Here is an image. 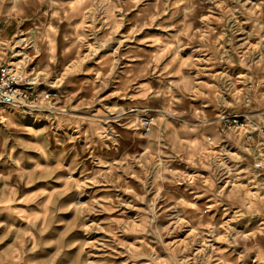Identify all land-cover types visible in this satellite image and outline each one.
I'll return each instance as SVG.
<instances>
[{
  "label": "clouds",
  "instance_id": "1",
  "mask_svg": "<svg viewBox=\"0 0 264 264\" xmlns=\"http://www.w3.org/2000/svg\"><path fill=\"white\" fill-rule=\"evenodd\" d=\"M133 9H140L144 24L116 40L123 17ZM167 13L179 17L175 34L165 29L169 35L151 41L156 51L144 65L117 80L125 41ZM29 20L30 27L20 33ZM65 21L72 30L64 36L66 58L74 40L88 46L86 37L98 31L97 24L109 35L87 59L109 43L117 45L101 62L102 74L90 82L89 96L82 101H77L79 91L60 90L70 75L83 71V58L52 79L56 40ZM0 23L5 25L0 30V113L17 112L70 130L65 145L79 153L80 141L86 153H93V164L103 165L105 150L120 154L118 165H104L108 171H95L91 179L70 180L66 191L74 190L79 198L84 189L107 182L133 197L88 204L78 199L72 205L85 236L103 232L110 238L77 241L79 251L69 264H111L114 257H122L121 264H264V0H0ZM13 26L26 38L4 34ZM13 57L22 59L12 63ZM37 58L42 67L27 71ZM109 84H116L117 91L104 97ZM112 98L115 102H106ZM0 123H8L2 114ZM21 147L48 158L46 145ZM12 163L19 176L31 178L22 159ZM128 176L139 182L138 188L127 183ZM175 185H187L186 196L173 195ZM20 203L14 193L0 199V213L27 219L14 206ZM120 207L136 215L129 218L125 212V218L103 226L88 222L89 214ZM213 210L223 211L225 219L211 215ZM246 224L256 225L255 230L248 231ZM31 227L40 231L34 218ZM67 234L54 241L58 251L44 264H54L65 248L76 246L63 243ZM9 235L16 238L0 249V264H37L29 253L41 245L32 232L9 229L0 244ZM125 235L136 239L129 243L122 239ZM87 249H97L99 255Z\"/></svg>",
  "mask_w": 264,
  "mask_h": 264
},
{
  "label": "rangeland",
  "instance_id": "2",
  "mask_svg": "<svg viewBox=\"0 0 264 264\" xmlns=\"http://www.w3.org/2000/svg\"><path fill=\"white\" fill-rule=\"evenodd\" d=\"M145 3L154 4L155 0H145ZM206 7H211L207 5ZM144 8V5H140V9ZM140 9H133L127 12V15L123 17V23L119 27L116 40H124L125 37L131 34L134 27L144 24V17L141 15ZM207 13L205 12V15ZM179 17L172 18L171 13H167L160 19H157L154 24L143 26L142 30L135 34L133 39L126 40L123 47L120 48L119 55L121 57L120 66L117 69L119 75L117 80H121L127 75H131L133 70L138 71L146 62L147 58L156 51V47L153 46L151 41L154 38H162L169 35V32L165 29H171V33L175 34V28L173 25L178 22ZM163 21V26L162 25ZM30 27V20L26 21L20 26V33L25 32ZM63 29V26L60 27ZM98 31L92 35L86 37L87 47H80V40H74L73 50L75 51L74 58L67 60L61 51L57 50L58 62L54 67V74L52 79H55V73H65L72 69L77 58H83V71L76 72L68 77L69 84L65 85V89L60 91H79L80 95L77 97V101H82L89 96L90 82L98 81L102 74L101 62L105 57H110L115 51L117 45L112 42L106 47L101 49L97 55L92 59L87 57L92 53L96 43L103 42L109 35V31L97 24ZM5 25L0 23V30H4ZM70 32L61 33L57 37L58 43H63V48L69 47L64 39L65 35L71 34ZM9 38L15 36L16 39L26 38L17 33L15 26L8 28L5 33ZM241 40V37L237 38ZM142 41H147L144 43ZM62 48V51H63ZM21 49L17 48V52ZM187 55V52L185 53ZM22 59L21 57H13L12 60L17 62ZM42 67L40 58L32 61L27 71H35ZM127 74V75H126ZM205 82H208V78H203ZM54 93L58 90L50 89ZM117 91L116 84H109L108 88L101 93L104 97H110L112 93ZM106 102H115V98L106 100ZM2 107V106H0ZM4 115L5 120L8 123H0V199H7L15 194L17 200L23 201V203L14 205L15 207L22 209L28 214V218L24 219L18 215H12L8 213H0V236H4L9 229H19L27 233L32 232L41 245L35 252L29 253L36 261L37 264H44V262H51L52 257L55 256L58 251V245L54 241L60 240L63 233L67 232V236L64 237L63 243L65 245H76L75 247L65 248L61 255L56 258L54 264H69V258H74L79 251V245L77 241H95L101 239H109L106 233H93L89 236H85L84 232L78 226L81 219L77 216V209L72 208V205L77 202L82 204H88L96 199L111 198L113 201L118 202L123 199L124 201H131L133 197L126 192L114 187L112 183H104L99 185H92L84 189L85 195L83 197L77 196V193L73 191H66V188L71 181H83L85 179H91L92 174L95 171H108V168L104 165H118L121 162L120 154L105 150L103 153V165L93 164L91 157L93 153L85 152L84 145L77 141L79 147V153L71 151L72 145H65L64 141L70 135V130H59L47 121H31V119L23 118L17 112L7 111L0 113ZM14 125V126H13ZM47 129V130H46ZM5 141L7 144L5 145ZM21 144L25 145H40L47 146L48 158L45 159L39 151L35 149H26L21 147ZM15 149V151H13ZM77 155L79 160L77 161ZM11 156L12 159H9ZM14 159H22L23 163L21 167L25 173L32 174L31 178L25 176H19V170L12 163ZM69 168L73 170L68 171ZM44 169L45 171H40ZM182 171L183 168L181 167ZM201 175H204V171H200ZM119 179L121 174L115 173ZM127 183L133 188H138L139 182L132 176L126 177ZM246 183V181H244ZM176 191L173 192L178 199L181 196H186L185 189L187 185H175ZM204 203V200L200 201ZM137 207H144V205L136 202ZM127 212L129 218L136 215L135 212L127 210L124 207H120L119 210H113L111 212H104L100 215L89 214L88 222L100 223L102 226L109 220L123 219V215ZM211 215L216 216L218 220L223 221L225 219L223 211L216 212L213 210ZM36 228L40 231L32 229L33 222ZM77 225L73 227V225ZM245 227L248 231L255 230L256 225L246 224ZM71 229V230H69ZM186 235V234H185ZM15 235H9L8 239L4 243L0 244V249H3L10 244ZM177 238H183L178 235ZM27 239V237H25ZM129 243L136 239L134 236L125 235L122 237ZM226 247V246H224ZM86 251L99 255L97 249H87ZM123 251L117 248V252ZM95 258V255L93 256ZM122 257H114L111 260V264H121Z\"/></svg>",
  "mask_w": 264,
  "mask_h": 264
},
{
  "label": "crops",
  "instance_id": "3",
  "mask_svg": "<svg viewBox=\"0 0 264 264\" xmlns=\"http://www.w3.org/2000/svg\"><path fill=\"white\" fill-rule=\"evenodd\" d=\"M62 26H63V29L60 28V32H61V33H64V31H65V32H70V31H71V29L68 27L66 21H65L64 23H62L60 27H62ZM63 43H64V42H62V43H58V42L56 41V48H57V50L61 51V55H62V54L64 53V51H65V49L63 48ZM62 48H63V51H62ZM74 55H75V51L73 50L72 52L69 53L68 57H67V58L65 57V58H66L67 60H71V59L74 58ZM130 74H132V73H130ZM126 78H127V76L124 77V78H122V79H126Z\"/></svg>",
  "mask_w": 264,
  "mask_h": 264
},
{
  "label": "built area",
  "instance_id": "4",
  "mask_svg": "<svg viewBox=\"0 0 264 264\" xmlns=\"http://www.w3.org/2000/svg\"><path fill=\"white\" fill-rule=\"evenodd\" d=\"M12 63H16L15 61H11ZM49 91L50 92H52L53 94H55L53 91H51L50 89H49ZM3 107V106H2ZM23 118H26V119H31V121H35L33 118H31V117H24V116H22Z\"/></svg>",
  "mask_w": 264,
  "mask_h": 264
}]
</instances>
